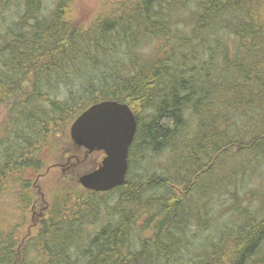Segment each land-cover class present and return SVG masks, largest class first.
Segmentation results:
<instances>
[{"label":"trees","instance_id":"obj_1","mask_svg":"<svg viewBox=\"0 0 264 264\" xmlns=\"http://www.w3.org/2000/svg\"><path fill=\"white\" fill-rule=\"evenodd\" d=\"M18 2L0 194L42 205L27 173L85 151L67 130L93 103H127L137 132L126 184L76 190L78 165L36 233L0 226V264H264V0H124L89 21L72 0Z\"/></svg>","mask_w":264,"mask_h":264},{"label":"rangeland","instance_id":"obj_2","mask_svg":"<svg viewBox=\"0 0 264 264\" xmlns=\"http://www.w3.org/2000/svg\"><path fill=\"white\" fill-rule=\"evenodd\" d=\"M7 0L6 2H9ZM15 1V5L11 8L1 9L0 6V43H2L3 35L8 34L9 27L14 25L20 17L22 12V6L19 9L18 0ZM57 0H45L46 6L49 8L54 7ZM124 0H72L73 15L82 21H89L95 16H106L113 12L117 3ZM14 3H10L11 6ZM147 53L151 52V45H147L145 48ZM6 111L4 108L0 109V123L4 121ZM68 140L70 141V127L67 130ZM64 138L61 139V146H64ZM60 152L53 158H56ZM51 158L49 164L40 172L39 175H29L31 172L27 173V177L32 179L38 184L37 191L41 195L42 205H39L37 209L33 210V207H27L26 204H22L16 193L17 190L8 189L0 194V226L4 232L15 233V238L25 236V234H34L40 228V221L45 217H40L45 212V209L50 208L51 210L56 209L53 206L55 204H61V198H64V194L67 192L66 184L69 182L65 181L67 175L72 171V169L77 170L76 172L84 174L88 170H92L97 166L102 156L100 154H86L85 151H80L77 156L73 158H68V160L53 159ZM160 162V161H159ZM162 162V161H161ZM162 162L161 164H163ZM262 180L257 181V187L264 186V175ZM76 188V186L74 187ZM82 186L76 190L81 189ZM70 190L72 188H69ZM58 208V207H57Z\"/></svg>","mask_w":264,"mask_h":264},{"label":"water","instance_id":"obj_3","mask_svg":"<svg viewBox=\"0 0 264 264\" xmlns=\"http://www.w3.org/2000/svg\"><path fill=\"white\" fill-rule=\"evenodd\" d=\"M137 132L131 107L117 100H102L86 108L71 124L70 138L87 154L102 152L98 167L79 177L80 185L106 192L127 183L129 151Z\"/></svg>","mask_w":264,"mask_h":264},{"label":"flooded vegetation","instance_id":"obj_4","mask_svg":"<svg viewBox=\"0 0 264 264\" xmlns=\"http://www.w3.org/2000/svg\"><path fill=\"white\" fill-rule=\"evenodd\" d=\"M97 153H99V152H97ZM101 156L103 157L102 153H101ZM100 162H101V161H100ZM99 164H100V163H99ZM99 164H98V165H99Z\"/></svg>","mask_w":264,"mask_h":264},{"label":"bare ground","instance_id":"obj_5","mask_svg":"<svg viewBox=\"0 0 264 264\" xmlns=\"http://www.w3.org/2000/svg\"><path fill=\"white\" fill-rule=\"evenodd\" d=\"M152 231V230H151Z\"/></svg>","mask_w":264,"mask_h":264}]
</instances>
